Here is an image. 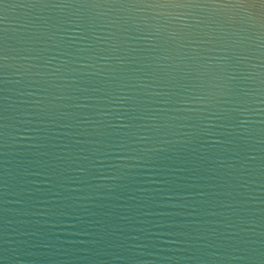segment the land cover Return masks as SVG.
I'll return each instance as SVG.
<instances>
[{
  "label": "water",
  "instance_id": "water-1",
  "mask_svg": "<svg viewBox=\"0 0 264 264\" xmlns=\"http://www.w3.org/2000/svg\"><path fill=\"white\" fill-rule=\"evenodd\" d=\"M34 2L0 4V264H264V0L166 16L159 36L150 19L125 34L98 17L67 50L80 10ZM197 20L230 46L206 55L236 54L215 76L153 51ZM167 93L177 102L157 103ZM118 96L170 110L121 130L105 114Z\"/></svg>",
  "mask_w": 264,
  "mask_h": 264
},
{
  "label": "snow or ice",
  "instance_id": "snow-or-ice-1",
  "mask_svg": "<svg viewBox=\"0 0 264 264\" xmlns=\"http://www.w3.org/2000/svg\"><path fill=\"white\" fill-rule=\"evenodd\" d=\"M222 2H224V0H35L34 4L59 8L61 10L66 8H76L80 10L78 19L72 23L74 24V28L82 31L83 34L57 45L59 48L67 50L71 49L72 44L77 40H88L89 33L95 31L97 26H105L104 24L98 25V17H103L108 21L109 27L115 28L117 32L125 34H127L132 27V25L129 24V21L140 17H143L146 21L150 19L155 21V23L151 25L154 31L150 33V35L159 36L164 31L159 22L162 18L166 17V13H179V15L172 16V18L184 19L185 17L192 15V13L197 10L203 11L208 9L209 4ZM3 3L4 0H0V4ZM77 5L78 7H76ZM100 8L106 11L99 12L98 14L96 11H93L94 9ZM2 20L3 17H0V21ZM204 23L205 22L203 20H197L194 24H185L182 34L172 33L169 40L164 41L163 43L154 41L153 51L159 50L165 53L167 58H170L175 66H178L176 63L177 60L180 63H184L190 70L189 74H191V71L195 69L197 75L215 76L216 73L214 70L217 67H221L222 64L230 62L232 56H235L236 54L233 52L231 55L225 56L206 55L205 53L207 52H229L230 46L220 38L210 36L208 39H204L203 36L208 35L201 27ZM112 36L113 39H118L116 32H114ZM178 38L180 40L187 41V43L177 44L176 47H173V42H175ZM206 45H210L211 47H204ZM117 50V45L113 44L112 51ZM27 51L31 52L32 50L28 49ZM81 51L95 52L96 49L93 45H89L86 49H81ZM6 52L7 49L4 45L3 38L0 37V71L8 68V65L4 63V61L8 59ZM61 54L66 56L71 55L68 51H64ZM22 58L28 59L37 57L25 56ZM100 58L104 59V57ZM52 59H56V57H52ZM52 59L48 60L49 64H51ZM117 59H119V57H117ZM188 61H191V63H187ZM66 63H69V61ZM21 67L25 69V74L30 75V70L34 67V65L27 66V68L24 65ZM256 67L261 69L259 76L264 77V59H262L261 64ZM56 71L59 72V69ZM232 79H235V77ZM173 80H175V76L172 75L171 71L163 72V75L161 76L162 82L167 81L170 83ZM261 83H264V79L261 80ZM85 91H87V89H85ZM109 95L111 94L109 93ZM136 95L140 96L142 94L137 93ZM156 95H160V93H156ZM165 95L167 98L157 103L174 104L177 102L173 94L167 93ZM191 100L193 102L205 104L209 102L210 95H194L191 97ZM108 103L112 107L105 114L113 115L114 119L119 120L120 122L116 124L115 127L121 130L131 129L134 126V122L138 120L155 121L159 118L157 113H163L170 110L166 108H153L151 107V104L153 103L152 101L134 99L131 96H118L115 99L109 100ZM117 105L119 107H114ZM176 110L187 111L189 113L199 111V109L196 108H180ZM0 119H3V117H0ZM141 126L147 127V125ZM5 127L6 125L0 124V130ZM4 135L5 133L0 131V137H3ZM119 147L123 148L124 145H119ZM251 159L255 160L256 157L253 156ZM81 171L84 172L86 170L82 168ZM52 195L55 196L58 195V193L53 192Z\"/></svg>",
  "mask_w": 264,
  "mask_h": 264
},
{
  "label": "clouds",
  "instance_id": "clouds-1",
  "mask_svg": "<svg viewBox=\"0 0 264 264\" xmlns=\"http://www.w3.org/2000/svg\"><path fill=\"white\" fill-rule=\"evenodd\" d=\"M167 17H172V16H174V13H166L165 14ZM257 75H259V72L257 73Z\"/></svg>",
  "mask_w": 264,
  "mask_h": 264
}]
</instances>
